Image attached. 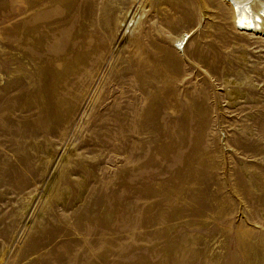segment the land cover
Returning a JSON list of instances; mask_svg holds the SVG:
<instances>
[{
	"label": "rangeland",
	"instance_id": "obj_1",
	"mask_svg": "<svg viewBox=\"0 0 264 264\" xmlns=\"http://www.w3.org/2000/svg\"><path fill=\"white\" fill-rule=\"evenodd\" d=\"M111 4L136 35L93 56L0 0V264H264V37L221 0Z\"/></svg>",
	"mask_w": 264,
	"mask_h": 264
},
{
	"label": "bare ground",
	"instance_id": "obj_2",
	"mask_svg": "<svg viewBox=\"0 0 264 264\" xmlns=\"http://www.w3.org/2000/svg\"><path fill=\"white\" fill-rule=\"evenodd\" d=\"M30 1L32 4L31 19L33 34H41L42 37L55 35L58 41V49H65V51L72 41L71 43L77 45V49L83 54L89 53L93 56L105 52L107 45L104 44L103 40L114 37L116 32H111V28L114 29L116 26L118 30L121 22L124 21L126 17L127 20H125L124 30L127 28V36L135 37L136 24L138 25V21L141 18L140 14L138 17H136L137 15L135 14L133 16H127V12H125V15L118 19L117 22L111 21V11L113 7L111 0H66L70 3L69 6L71 7L70 10L63 13L68 18V21L58 23V25L53 26L51 30L50 23L56 21L54 19L55 17L63 15L58 14V12L64 8L60 5L59 0ZM221 1L226 2L230 7L233 15V27L237 31L258 33L264 37V0ZM84 18L90 19L88 24H82ZM111 25H113V27H111ZM77 26H80L81 30L72 36L71 29ZM187 36L188 32H183L180 36L171 38L170 40L175 47H181L183 50L188 41L189 36ZM85 64L86 63H84V65ZM88 65L89 61H87V66ZM233 92L232 95L235 97L237 91L234 90Z\"/></svg>",
	"mask_w": 264,
	"mask_h": 264
}]
</instances>
